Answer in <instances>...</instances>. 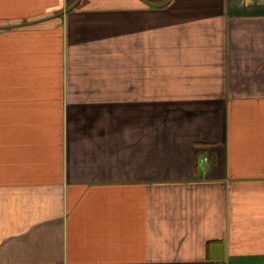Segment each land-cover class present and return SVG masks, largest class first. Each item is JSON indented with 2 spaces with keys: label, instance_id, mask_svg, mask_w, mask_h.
<instances>
[{
  "label": "crops",
  "instance_id": "crops-1",
  "mask_svg": "<svg viewBox=\"0 0 264 264\" xmlns=\"http://www.w3.org/2000/svg\"><path fill=\"white\" fill-rule=\"evenodd\" d=\"M149 1L0 29V264H264V0Z\"/></svg>",
  "mask_w": 264,
  "mask_h": 264
},
{
  "label": "water",
  "instance_id": "water-1",
  "mask_svg": "<svg viewBox=\"0 0 264 264\" xmlns=\"http://www.w3.org/2000/svg\"><path fill=\"white\" fill-rule=\"evenodd\" d=\"M78 1L79 0H76L74 3H72L71 5L66 7L65 9H62V10L56 12V13H53L51 15H48V16H45V17H41V18H38V19H35V20L24 21V22H16V23H9V24H0V29H9V28H13V27L27 25V24H30V23H33V22H37V21H40V20H45V19H49V18H52V17H56V16H59V15H62L64 12L69 11L70 9H72L76 5V3H78ZM142 1L147 3L148 5H152V6H159L160 5L158 3H154V2H151L149 0H142Z\"/></svg>",
  "mask_w": 264,
  "mask_h": 264
}]
</instances>
